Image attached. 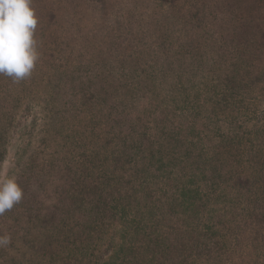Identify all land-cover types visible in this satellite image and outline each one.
I'll list each match as a JSON object with an SVG mask.
<instances>
[{
	"label": "rangeland",
	"instance_id": "374dc122",
	"mask_svg": "<svg viewBox=\"0 0 264 264\" xmlns=\"http://www.w3.org/2000/svg\"><path fill=\"white\" fill-rule=\"evenodd\" d=\"M148 3L151 2L32 0L31 7L38 18L35 39L39 59L28 83L20 86V82H15L16 85L8 87V92L2 90L0 94L3 95L0 140L3 138L4 141L0 142V182L14 177L24 193L19 204L0 216L2 236L11 237L8 246L0 247V264L256 263L259 255L250 253L251 247L246 242L243 249L232 247L231 253L226 254L217 252L211 245L206 254L201 246L205 241L195 240V235L198 236L195 229L207 224L214 225L215 230H233L241 234L245 227L239 231L232 226V221L228 223L231 205L236 211L262 207L264 118L252 112L257 108L260 112L264 110L261 74L264 63L258 62L255 69L248 68V72L261 74L260 81L250 75L244 76L249 77V88L239 103H252L250 111L233 115L231 108L222 106L216 116L211 112L214 104L212 87L217 93L221 92L218 78L231 75V71H224L232 63L231 57L221 60L219 68L214 61L211 65L205 63L206 68L201 71L202 67L191 66V57H184L178 45L159 48L171 40V35L163 33V27L153 26L155 21H152L149 12L152 8ZM138 5H144L138 10L144 19L131 30L128 13ZM120 11L123 14L120 19L125 23L122 33L116 32L115 21L109 19ZM185 19L184 14H178L177 19L171 15L170 20L176 21L172 28L176 44L180 40L187 44V37L178 35ZM213 55L217 54L214 52ZM58 60L62 64H58ZM98 60L99 64L94 66ZM188 62L190 66L183 68ZM127 82L132 83L134 89L127 87ZM113 89H119V92H113ZM207 91L210 93L206 94ZM24 129L25 133L30 131V137L24 136ZM229 129H233L230 133L236 131L250 136L236 139L231 146L238 149V154L227 152L221 163L219 156L213 155L214 146L222 142L220 135L228 134ZM111 131L115 138L110 136L112 141L108 144L106 137ZM144 135L143 150L151 148L158 152L161 149L163 157L182 166L192 165L197 156L209 153L216 159L214 163L220 162L219 165L215 163L219 170L215 179L218 186L210 195L203 187L197 195L184 193L186 199L200 200L196 199V205L185 203L190 209L186 206L178 209L179 221L175 224L167 221L166 229L159 230L145 227L139 220L147 222L154 212L134 209L148 197L143 192L137 194V201L122 197L125 212L115 214L112 207L119 196L108 191L104 196L108 205L102 203L99 217L101 222L105 221L104 225L87 224L81 213L75 212L70 205H62L68 203L63 202L68 200L65 198L73 197L61 195L57 189L64 186L65 190H70L72 185L86 179L85 173L91 175V180L107 176L104 181L107 188L111 185L121 187L129 180V173L136 174L149 159L146 158L143 164L138 162L136 167L133 162H119L122 157H117L113 165L106 159L111 158L114 151H120L121 155L125 152L131 159L134 153L132 139L143 140ZM137 159L140 161L141 157ZM131 166L136 170H131ZM69 169L72 170L70 173ZM140 176L136 177L137 181ZM144 177H147V183L152 182L148 174ZM180 179L177 177L176 183ZM146 186L150 188L149 194L155 190L153 186ZM134 188L138 190L139 186ZM82 194L81 190L74 198L80 199ZM29 208L33 211L31 216ZM111 213L116 216L111 217ZM28 217L32 221H29L26 245L19 236L23 235L21 229L27 226ZM129 217H134V222ZM189 217L200 218V222L188 220ZM214 217H220V222L230 226L217 224ZM248 223V230L257 231L256 225ZM39 227L45 228L42 230L45 236L41 239L36 232ZM15 230L18 233L13 235ZM64 233H68V241H64ZM210 237L212 241V235ZM228 255L232 256V261L225 260ZM262 261L259 264H264V258Z\"/></svg>",
	"mask_w": 264,
	"mask_h": 264
},
{
	"label": "trees",
	"instance_id": "16d2710c",
	"mask_svg": "<svg viewBox=\"0 0 264 264\" xmlns=\"http://www.w3.org/2000/svg\"><path fill=\"white\" fill-rule=\"evenodd\" d=\"M149 1L151 3L148 4H151L152 9L150 10L148 9V10L152 16V21H155L153 26L158 28L163 27L162 32L171 35V40L168 43L161 44L159 48H164V49L172 48V47L175 48V46L178 45L180 48L179 51L183 54L184 57L187 55L191 57L190 58L191 66L195 68L202 67L201 71H203L206 68V66L204 65L205 63L211 65L212 61H214V65L219 68L221 60L225 61L226 59H228V57H231L230 60H232V63L229 64L228 69L224 70V71H231V75L218 78L219 79L218 87L219 86L222 87L221 92L217 93L216 89L213 90L212 87V91H213L212 100L214 104L212 105L213 108L211 112L213 114H216L217 116L218 115L217 111H219L222 106L231 108L232 111L234 112L233 115H240L241 113H245L247 111L249 112L252 103H249L248 105H244V103H239L240 102L239 99L240 97H244V92L246 93L249 88L248 87L249 77L245 78L244 77L245 75H250L251 78L260 81L262 77L259 78V76L262 74L264 79V71L263 72L260 71L261 74H257L251 71L248 72V68L255 69V66H257V64L264 63V0H149ZM143 6L144 5H138L135 7L133 11H131V13H128L129 24H130L129 28L131 30L134 29V24L139 23L141 22V20L144 19L142 18V14L138 11ZM115 12H117V10H115ZM178 14H184L186 16V19L184 20V24L180 27L181 31L180 30L178 31L181 34L178 35H182L183 38L187 37V44L181 42L182 40H180L179 44H176V42L173 41L172 38V35H174L173 33L175 31L172 30V28L175 26L176 21L174 20L171 21L170 18L171 15H173L177 19ZM145 15H148L147 12ZM121 16L123 17V14H121L120 11L119 13H117V15L113 13V17H109V19H113L115 21V27H116L115 30L118 33L123 32L122 30L124 29V25H125L124 21L120 19ZM207 52L209 53V55ZM214 52L215 54H217L216 56L214 55L212 56ZM233 61H235L236 63ZM99 62H100L99 60L95 61L96 64L94 66H97ZM58 64H62L61 60H58ZM188 64L190 66V62H188L184 64L185 66L183 68L185 67L187 68ZM236 64H238V66L236 68L233 67L236 66ZM261 69L264 70V64ZM57 70H58L57 72H59V69ZM57 72L56 75H58ZM28 78L19 81L20 82L19 85L23 86L25 83H28ZM10 80L12 79L7 76L0 75V94L2 93V90L7 91L8 87H11V85H16L13 80L12 81ZM9 81L10 83H8ZM126 84L127 87L133 88L132 83L127 82ZM113 92H119V89H113ZM208 93L210 92L207 91L206 94ZM2 96L3 95H0V106H2L3 104V102L1 101ZM226 97H231V98H226ZM92 99H94V97L91 98V100ZM122 102L123 101H121L120 104H122ZM262 111L263 112H260L257 108L252 113L262 115L264 118V110ZM234 119H235L234 122L238 120L236 116L234 117ZM25 129H24V136L27 134L26 136L30 137V131H27L28 133H25ZM232 130L233 129H229L228 134H221L220 136L222 142L219 143L217 146H214L215 148L213 151V155L219 156L221 163L225 161L224 156L228 155V153L230 155L234 152L238 154V149L234 146H231L233 145V142L236 139H244L245 137L250 136V134H246V133L240 135L236 131L234 133H230ZM130 133L131 134L134 133V131L131 128H130ZM147 135L148 134H146V136ZM110 136H113V138H115L113 131H111L109 135L106 137L107 143L109 142L108 144H110V141H112V138H110ZM146 136L144 135L143 140L132 139V148L134 150L133 151L134 153H132L133 156H131V159H129V155H127L125 152H122L125 155H121L120 151H114L112 153L113 156L111 158L107 157L106 159L107 161H110V163L113 165V163L116 162L117 157H122L119 159V162H121V160H126L127 163L129 164L133 162L135 163L134 164L135 167L141 162L142 164L145 163L146 158L149 159V161L143 167H141L139 170L136 171V174H134L135 172L132 171L129 173L128 176H130V178L127 177V179L129 180H125V176L123 174L122 179L125 181L123 182V185H121V187L111 185L109 188H107L104 183V181H106L107 176L102 178L95 177L94 179L92 178L91 180V175H87V173H85L84 176H86L85 177L86 179H84V181H79V183L75 185H72L70 190H65L64 186L57 189V191H59L61 195L64 196L68 195L73 197L72 199L65 198L68 200L63 202H68V203L62 205L63 206L70 205L75 212L81 213L80 216L82 217V220L83 219L87 220L88 222L87 224L96 223L97 225H104L105 221L101 222L99 217L101 216L102 203L108 205V203H106L104 200V196L106 193H108V191H110L111 193H116L117 197L119 196V198L114 199L115 204L114 207H112V209L115 211V214L125 212L122 210L124 208L122 206L123 205L122 197L124 198L130 197L131 200L135 199L137 201L138 198L137 194L143 192L148 194V197L146 199H143V201H140V204L137 205L134 209L142 208V210L146 212H150V214L154 212L152 216L149 215V219H146L147 222L141 218H139V220L145 224V227L152 226L151 228L155 227L159 230L160 228L166 229L167 221L169 222L173 221L172 223L174 224L179 221V219H177L176 214L178 209H183L184 206H186L185 203L189 205H196L197 204L196 199L200 200L198 198L194 200L193 198L186 199L184 193L190 192V193H195V195H197L202 192V187H203L205 188V192L208 193V195H210L209 193H212V191L218 186V182H216L215 179H217L219 170L216 168L215 163L219 165L220 162L214 163L213 162L214 159L210 157L209 153L206 154L202 153L200 156H197V159L194 161L192 165L182 166L181 164H176L174 162L169 161L168 160L169 158L163 157L161 155V153L163 154L161 149L159 151L157 150L158 152H155L151 148H145L143 150L144 140L146 139ZM0 142L1 143L4 142L3 138L0 140ZM223 150H225V152L222 153L221 151ZM103 157L104 156L101 157V160H103ZM138 157H141L140 161H138L139 160L137 159ZM183 159L184 158L182 157V161ZM131 167H132L131 170H134L133 166ZM71 171L72 170L69 169L68 172L70 173ZM104 172H108V171H104ZM146 174L150 176L152 182L147 183L148 182V180L146 179L147 177H144V175ZM139 176L140 179H138L137 181L136 177ZM177 177L178 178L181 177L178 183H176ZM158 179L161 180L159 181V183L155 181ZM85 180H88L90 182L87 184ZM135 182H137L136 185L139 186L138 190H135L134 188V186H136L134 185ZM146 184L148 186L150 185L155 187V190L149 194L150 188L148 189ZM122 187L124 188L123 191L120 190V188ZM190 188L191 190H188ZM81 190L83 194L81 195L80 199L74 198L77 196L79 192H81ZM84 197L85 199H83ZM157 198L158 201H156ZM88 199L90 200V202L86 203L88 202L87 201ZM176 202H178L179 204H176ZM249 202L251 203V201ZM263 203L264 202L261 203L262 206L261 209H256V208L252 210L248 208L240 209L237 206L238 209H240L238 211H236L235 207L231 205L232 212L228 214V216H231L228 223L231 224L230 221H232L233 224L232 226H235V228H237V230L239 231L243 227H245V231L241 232V234L235 233V231L233 230L231 231H224V229L215 230L213 228L215 227L214 225L206 224L203 225V227L200 228L197 227L195 229V234H198V236L195 235V240L197 242L205 241L204 244H201V246L204 251L206 250V254H208L211 245H213V248L216 249L217 252H223V254L231 253L232 247L243 249L247 245L251 247L250 253H254L253 255H256L255 253H258L259 255L255 259L256 263L253 264H259L263 262L262 259L264 258V255L263 253H261L263 250L262 248H264V205H262ZM189 205L186 206L187 209H190ZM134 209L132 211H134ZM233 210H235L236 212H233ZM245 211H247V213ZM32 212H33L32 208L31 210L29 208L30 216ZM115 214L111 213V217L116 216ZM129 219L132 220L131 222H134V217L131 218L129 217ZM189 219L193 221L197 220L198 223L200 222V218L195 217L192 219L191 217H189L188 220ZM212 219H216L217 224L220 223L222 224V226L229 225L220 222L222 221L220 220V217H214ZM15 220L17 221V219ZM27 221L28 222L25 223L27 226L21 229L23 235L19 236V238H21V241L26 245L28 244V241H26L27 230L30 229L29 225L31 224V222L29 221H32V219L28 217ZM248 221L252 222L251 225L257 226L256 227L257 231L254 232L250 231V228L248 230V226H249ZM42 228L43 227L36 228L38 239H41V237L45 236V233H43L45 228L44 230ZM16 233H18L16 230L15 232L14 231L12 232L13 235H16ZM155 233L156 232H153V234ZM66 235H68V233H64L63 236L64 241L69 240L68 239L69 235L68 236ZM210 235H212L213 237L212 241ZM0 236H2L1 230H0ZM253 245L254 248H252ZM254 249H259V250L255 252ZM231 255H228L225 258L227 262L232 261Z\"/></svg>",
	"mask_w": 264,
	"mask_h": 264
},
{
	"label": "clouds",
	"instance_id": "9594fccd",
	"mask_svg": "<svg viewBox=\"0 0 264 264\" xmlns=\"http://www.w3.org/2000/svg\"><path fill=\"white\" fill-rule=\"evenodd\" d=\"M31 4L32 0H0V75L14 82L30 77L39 59L38 18ZM23 194L14 177L0 182V216L19 204ZM10 241V236H0V247Z\"/></svg>",
	"mask_w": 264,
	"mask_h": 264
}]
</instances>
